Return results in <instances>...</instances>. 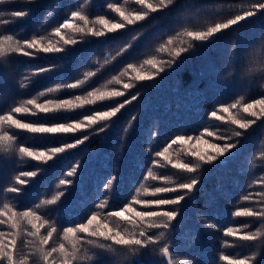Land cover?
Instances as JSON below:
<instances>
[{
  "label": "trees",
  "instance_id": "trees-1",
  "mask_svg": "<svg viewBox=\"0 0 264 264\" xmlns=\"http://www.w3.org/2000/svg\"><path fill=\"white\" fill-rule=\"evenodd\" d=\"M256 2L173 0L166 9L151 13L144 21L127 25L122 30H137L145 25V32L137 45L127 43L135 32L124 35L123 39L120 31L106 30L101 37L75 33L72 29H63L60 37L54 35V29L67 20L99 31L103 27L99 23L100 18L120 21L110 5L135 12L140 8L135 0H16L0 3V11L5 13L0 21H9L7 25L0 23V40L9 35L19 41L35 38L44 46L49 40L57 46H64V39L77 41L75 45L64 46L65 51L59 53L26 49L32 55L15 52L0 56V115L11 112L15 107L27 106L28 99H35L38 103L74 99L76 96L86 97L97 89L100 92L121 89L124 93L120 97L98 100L94 105L72 110L44 114L36 112L33 107L35 115L13 113L22 122L36 121L51 126L83 120L86 115L131 101L115 117L83 133L32 134L6 127L0 129L16 134L14 148L31 146L38 151L74 143L83 135L89 136L83 144L57 154L47 163L20 157L15 152H5L0 146V210L4 203H9L17 212L31 208L47 220L41 235H46L51 227L56 228L47 249L60 243L68 247V242L62 240L63 229L86 223L96 211L101 212L99 217L109 228L130 227L123 220L109 219L108 213L120 211L131 204L133 210L124 215L134 218L135 212L147 207L135 204V200L174 198L177 195L175 192L153 195L148 190L158 186H175L191 178L189 174L172 168L163 157L155 156L156 152L167 147L166 155L173 162H196L190 152L213 153L212 144L226 142L221 137L228 138L235 131H242L244 135L237 137L242 144L236 153L221 158L223 163L218 161L202 166L197 174L200 183L196 189L175 206L179 208V214L173 222V229L166 233V239L176 260L187 261V264H228L224 259L226 256L233 259L250 256L254 252H259L254 264H264V243L248 244L225 234L229 227L240 234L258 228L264 231V225L254 218L235 216L237 211L245 208L255 210L264 207V117L244 131L231 124L230 120L233 117H254H248L243 111L237 113L236 109H230L231 116L220 111L221 106L264 99V10L222 30L207 42L193 44V49L190 48L179 58L176 70H165L148 80L135 79L137 74L146 76L156 69L144 61L162 55L158 48L170 37L183 38L185 44L192 43L182 35L185 30H203L214 22H223L242 13ZM15 10H26L29 15L12 18L10 13ZM73 12L85 15L87 24L79 19L72 20ZM161 66L159 64L158 68ZM40 69L50 70L40 72ZM79 81L83 83L76 88L65 87ZM126 83L131 87L125 91ZM132 96L137 98L131 100ZM212 111H216L222 119L212 117ZM101 126L105 130L97 132L96 129ZM210 132L213 135H209ZM177 136L191 139L182 145L172 144ZM203 137L206 140L200 143ZM230 138L227 142L237 141V138ZM203 143H208L210 148L204 149ZM153 160L158 162L152 163ZM77 164L79 167L75 174L69 176L68 173ZM149 168L156 180L147 176ZM25 171H36L37 176H21ZM17 176L27 183L17 184ZM113 176L116 179L109 186L108 180ZM61 180L72 183L61 184ZM12 186L22 191H5ZM141 186L144 187L142 191L138 188ZM62 191L66 195L60 197L56 204L45 203ZM101 202L106 205L103 209L97 207ZM21 228L31 230L26 223H22ZM0 231L9 230L0 226ZM26 238L31 239L26 236L18 239V248ZM24 251L28 253L31 249L25 248ZM89 255L93 259L82 264H167L159 245L149 246L137 253L119 246H116L115 252L91 249ZM52 256L59 264L58 254L53 253ZM35 260L33 256L30 264ZM40 264L44 262L40 261Z\"/></svg>",
  "mask_w": 264,
  "mask_h": 264
},
{
  "label": "snow or ice",
  "instance_id": "snow-or-ice-1",
  "mask_svg": "<svg viewBox=\"0 0 264 264\" xmlns=\"http://www.w3.org/2000/svg\"><path fill=\"white\" fill-rule=\"evenodd\" d=\"M16 2V0H0V3ZM35 2V0H32ZM136 4L140 6L141 10L135 12H126L121 7L110 5L113 10L120 17L119 22H113L104 18L99 19V23L103 26L101 30L96 31L90 28L82 27L78 24L72 23L70 20L65 21L60 26L54 29V35L57 37L61 36L63 29H72L75 33H90L92 36L101 37L107 32H115L118 29H124L126 25H135L139 21H144L150 13H156L163 9H166L173 0H135ZM260 10H264V0H257L256 3L250 5L242 13L236 14L233 17L226 19L223 22H214L211 26L204 28L203 30H185L182 35L189 38L191 42H207L210 38L214 37L216 34L222 32V30L229 29L231 26L244 21L248 17H253ZM29 15L26 10H15L10 13L12 18H24ZM5 13L0 11V17H4ZM72 20L79 19L87 24V17L81 12H73L71 14ZM4 25H7L9 21L4 19L0 21ZM106 30V31H105ZM77 41L75 39H64L63 45H75ZM173 45V39H168L164 45H162L159 51L168 52L167 60L157 61L156 59L147 60L145 63L148 65L155 66L161 64L162 66L158 69L159 72H164L165 69L176 70L178 68L179 58L183 53L189 52L192 47V43L185 44L183 42L178 43L175 47L169 49V46ZM64 46H57L48 41L47 45L41 44L38 39H28V40H14L12 36H4L0 40V56H5L9 53L20 52L25 56L32 55L31 52L26 49H36L44 53H59L64 52ZM132 67V65H129ZM50 69H40V72L48 71ZM231 75V73H228ZM151 76H143L137 74L135 79L143 81L151 79ZM221 79H224L221 76ZM79 83H71L65 85L67 88H76ZM131 85L124 84V88H130ZM52 91V89H49ZM124 93L118 90H113L110 92H100L98 89L89 92L86 97L76 96L74 99L65 100H48L46 103H38L35 99H28L26 101L27 106L15 107L11 112L0 115V129H17L26 131L32 134H63V133H76V132H86L88 129L92 128L94 125H99L101 122L109 121L112 117H115L117 113L121 111L124 107V103H118L113 105L107 111H97L93 114L84 116L83 120L68 122V123H56L51 126L45 123L33 122H22L16 119L13 113H32L36 112L49 114L55 113L60 110H72L76 108H82L85 105H94L98 100L103 101L105 99L120 97ZM43 95V94H41ZM137 97L132 96L131 100H135ZM129 103L131 101H128ZM32 106V107H29ZM33 107L36 112H33ZM230 109H236L237 113L243 111L248 117H254L255 119L247 118H236L233 117L230 123L236 125L239 129L247 131L253 125L257 123V120L264 117V99H256L252 103H232L228 106H221L220 111L228 113ZM211 116L216 119H222V117L217 116L216 111L211 112ZM105 128L103 126L96 129L97 132H103ZM213 135V133H209ZM234 135L236 137H241L244 135L242 131H235ZM89 139L88 135H83L82 138H78L74 143L64 144L61 146H54L46 151H38L31 146H19L14 148L13 142L16 141V134L10 133L9 131H0V146L4 148L5 152H15L20 157L30 158L35 161H40L47 163L53 160L57 154L64 153L67 149H73L77 145L83 144ZM187 139L185 136H177L171 141L172 144H184ZM199 139V137H198ZM225 143L223 144H212L211 148L215 151L209 154H202L200 152H190L189 155L195 158L196 162L189 160L188 162H173L166 153L168 148H164L163 151H158L155 153L157 157H163L165 161L172 168L178 169L185 174L191 176L187 181L179 182L175 186H158L154 187L153 195L156 193H171L175 192L177 195L174 198H159L152 200H135V204H144L146 210L135 212L134 218H128L124 215L125 212L131 211L132 205L124 206L120 211H111L108 213V218H117L118 220H123L130 227L123 229L114 230L109 228L107 224L101 226L98 223V217L101 215L100 211L93 212L92 215L87 219L86 223H80L76 227H67L63 229L64 240L68 242V247L64 243H60L58 246L47 249L46 246L49 240L52 238L53 233L56 232L55 227H51L47 231L46 235H41V229L48 223L44 220L36 211L29 208L26 211L17 212L14 210V206L9 203L3 204V209L0 210V226H6L9 230L8 232L0 231V264H30V260L33 256L36 260L32 264H40L43 261L44 264H57L56 259L52 256L53 253H57L59 256V264H82L84 261H90L93 259L89 255L91 249H100L108 252H115L116 246L123 249H128L132 253H137L141 249H147L149 246H160V252L162 256L167 259V264H187V261H177L173 256L172 251H170L169 241L166 239V233H169L174 225L173 222L177 219L179 214V208L175 207L180 205L182 201L186 199L200 183V177L197 175L203 165H212L215 162L223 163L221 159L228 156L233 149H236L239 145V141L227 142L231 138H224ZM158 161L153 160L152 163ZM79 164L68 173L69 176L75 174L76 169ZM23 177H35L37 176L36 171H25L21 173ZM147 176L152 180H156L157 177L153 175L151 168L148 169ZM16 183L19 185H24L27 183L25 179H21L17 176ZM116 179L115 176L108 180V185L110 186L112 182ZM61 184H71L72 181L61 180ZM8 193H19L22 191L21 188L12 186L5 189ZM65 192H59L51 200L45 201L46 204H56L60 197L65 196ZM248 199V197H245ZM264 199V197H262ZM105 203L101 202L98 204L99 209L105 207ZM155 206V207H153ZM164 206H173L171 208H165ZM39 207V205H37ZM235 216L240 217H252L255 221H259L261 225H264V207L259 209H253L251 207L245 208L242 211H237ZM26 223L31 226V230L22 229L21 224ZM94 223L96 224L93 227ZM247 227V225H245ZM84 234V235H80ZM230 237H237L240 241L255 244L260 241L264 243V231L257 229L256 231H247L243 234L238 233L237 230L229 227L225 233ZM10 236V239H6ZM21 236L31 237V239H24L18 248L17 242ZM25 248L31 249L30 252L26 253ZM174 251V249H173ZM259 252H254L250 256H244L229 259L227 256L224 257L228 261V264H254L257 259Z\"/></svg>",
  "mask_w": 264,
  "mask_h": 264
},
{
  "label": "rangeland",
  "instance_id": "rangeland-1",
  "mask_svg": "<svg viewBox=\"0 0 264 264\" xmlns=\"http://www.w3.org/2000/svg\"><path fill=\"white\" fill-rule=\"evenodd\" d=\"M138 10H141L140 8L138 9ZM137 10V11H138ZM150 15H151V13H150ZM149 15V16H150ZM148 16V17H149ZM147 17V18H148ZM146 18V19H147ZM127 26V25H126ZM145 27V25H143V26H141L140 28H138L137 30L136 29H134V28H130L129 30H124L123 32H122V30L123 29H118L117 31H120L119 32V35H121V38L123 39V37H124V35H126V34H131L132 32H135L134 34H132L131 36H130V38L128 39V45H137V41H138V39L141 37V35L145 32V30L143 29ZM124 29H126V28H124ZM169 39H173V45L172 46H169V49H171L172 47H175L178 43H180V42H182V40H183V38H178V37H170ZM168 40V39H167ZM166 40V41H167ZM197 43H200V42H192V45L194 44H196L197 45ZM251 42H249V44H250ZM159 49L160 48H158V51H159ZM193 49V47H191V50ZM161 52V51H160ZM161 54L162 55H156V56H152L150 59H156L157 61H160V60H165L166 58L168 59V52L167 51H164V52H161ZM183 54H185V53H183ZM182 54V55H183ZM149 59V60H150ZM147 61V60H146ZM146 61H144V63L146 62ZM158 65L159 64H157V65H155L154 66V68L156 67V69L155 70H153L152 72H150V73H147L146 74V76H151V77H155V76H157L158 74H160V72L158 71ZM165 70H168L167 68L165 69ZM118 91H121V89H119ZM125 91H126V89H125ZM124 103V107L121 109V111H123V109L124 108H127V106H129V102L128 101H124L123 102ZM151 103V102H150ZM144 109H145V107H144ZM120 111V112H121ZM141 115V114H140ZM223 115H227V116H231V112H228L227 114H224L223 113ZM230 137H232V138H237L235 135H234V133H232V136H230ZM201 140H206V137H203L202 139H200V143H202L201 142ZM237 141H239V145H238V147L236 148V149H233L232 150V152L231 153H236L237 151H238V149H239V147H240V145L242 144V141L239 139V138H237ZM203 147H204V149H206L207 147H209L210 148V145H208V143H203V145H202ZM139 189H140V191H142L143 189H144V187L143 186H141V187H138ZM148 192H153V190H148ZM100 219V221L98 222L101 226H103L104 224H105V222H103V220L100 218V217H98V220ZM96 226V224L94 223V225H93V227H95ZM63 241H65L64 239H62Z\"/></svg>",
  "mask_w": 264,
  "mask_h": 264
}]
</instances>
